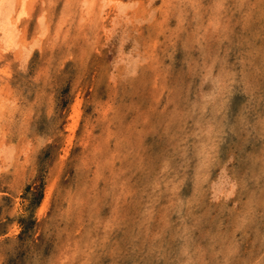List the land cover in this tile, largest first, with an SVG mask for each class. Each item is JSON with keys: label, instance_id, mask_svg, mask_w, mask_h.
Segmentation results:
<instances>
[{"label": "clouds", "instance_id": "9594fccd", "mask_svg": "<svg viewBox=\"0 0 264 264\" xmlns=\"http://www.w3.org/2000/svg\"><path fill=\"white\" fill-rule=\"evenodd\" d=\"M0 264H264V0H0Z\"/></svg>", "mask_w": 264, "mask_h": 264}]
</instances>
